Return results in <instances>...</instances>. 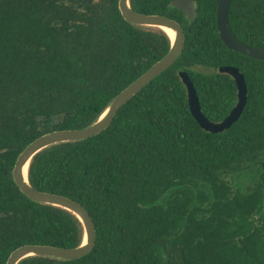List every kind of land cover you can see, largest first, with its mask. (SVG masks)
I'll return each instance as SVG.
<instances>
[{
  "label": "trees",
  "instance_id": "16d2710c",
  "mask_svg": "<svg viewBox=\"0 0 264 264\" xmlns=\"http://www.w3.org/2000/svg\"><path fill=\"white\" fill-rule=\"evenodd\" d=\"M171 1L129 4L181 25L175 63L104 131L49 146L28 166L34 189L83 206L95 228L92 250L18 264H264V61L223 45L219 0H194L192 23ZM228 23L241 42L264 48V0H231ZM169 47L163 30L126 22L118 0H0V264L23 245L83 240L71 213L20 192L18 154L43 134L91 124ZM223 66L243 74L246 104L214 134L191 115L178 74L189 75L201 112L218 122L237 100L233 80L215 71Z\"/></svg>",
  "mask_w": 264,
  "mask_h": 264
},
{
  "label": "water",
  "instance_id": "95a60500",
  "mask_svg": "<svg viewBox=\"0 0 264 264\" xmlns=\"http://www.w3.org/2000/svg\"><path fill=\"white\" fill-rule=\"evenodd\" d=\"M231 0H219L216 10V28L223 45L249 58L264 61V48L254 47L241 42L231 32L228 23V10ZM182 12L183 17L190 23L195 19L194 0H173L169 3ZM118 10L123 19L133 25L159 28L163 30L170 39L168 51L159 60L149 66L142 74L117 93L108 103L98 118L88 126L81 129L55 130L43 134L30 142L17 156L13 168L12 178L20 192L29 200L54 206L71 213L81 224L83 240L81 244L72 248H63L50 245L27 244L13 250L5 264H18L21 260L32 257H48L58 260L79 259L92 250L95 242V228L91 217L79 203L63 195L34 189L27 178V170L31 159L41 150L59 143L75 142L91 138L104 131L112 122L118 110L137 95L158 75L172 66L183 50L184 33L181 25L174 19L162 15H145L135 12L129 4V0H118ZM170 30L173 37L167 33ZM215 71L227 74L236 87V103L228 114L220 121L213 122L207 119L200 110L199 100L189 75L180 71L179 78L186 88L187 103L189 111L197 124L209 133H221L227 130L240 117L246 104V84L243 74L233 66L218 67Z\"/></svg>",
  "mask_w": 264,
  "mask_h": 264
},
{
  "label": "bare ground",
  "instance_id": "6f19581e",
  "mask_svg": "<svg viewBox=\"0 0 264 264\" xmlns=\"http://www.w3.org/2000/svg\"><path fill=\"white\" fill-rule=\"evenodd\" d=\"M167 33L169 34L170 37H173V33L170 30H167Z\"/></svg>",
  "mask_w": 264,
  "mask_h": 264
},
{
  "label": "rangeland",
  "instance_id": "374dc122",
  "mask_svg": "<svg viewBox=\"0 0 264 264\" xmlns=\"http://www.w3.org/2000/svg\"><path fill=\"white\" fill-rule=\"evenodd\" d=\"M233 178H234L236 181H239V179H238L237 177L234 176Z\"/></svg>",
  "mask_w": 264,
  "mask_h": 264
}]
</instances>
